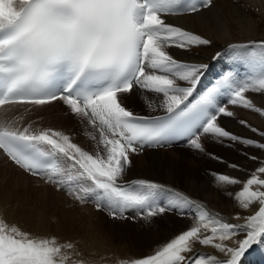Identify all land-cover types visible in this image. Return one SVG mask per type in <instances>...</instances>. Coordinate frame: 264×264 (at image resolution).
Returning <instances> with one entry per match:
<instances>
[{"label":"snow or ice","instance_id":"1","mask_svg":"<svg viewBox=\"0 0 264 264\" xmlns=\"http://www.w3.org/2000/svg\"><path fill=\"white\" fill-rule=\"evenodd\" d=\"M212 7L213 0H0V151L29 176L80 204L91 200L112 219H129L131 212L132 218L151 223L175 211L190 220L166 241L116 264H242L253 245L264 243V157L242 152L256 163L249 170L208 153L202 140L264 153V130L238 119L255 134L249 138L226 124L227 118L236 119L229 105L264 118V107L247 95L264 94V40L229 44L230 54L248 59L252 71L244 78L222 74L202 91L208 65L169 51L190 53L212 43L167 19ZM136 95L149 115L127 107V98ZM56 102L90 129L85 135L94 151L62 130L26 120L34 109ZM16 108L23 114L9 117ZM174 143L246 173L243 178L212 174L216 186L244 211L232 218L242 223L158 182L126 179L133 156ZM234 186L239 190L228 191ZM77 244L35 236L0 217V264H89L73 259L82 256Z\"/></svg>","mask_w":264,"mask_h":264},{"label":"bare ground","instance_id":"2","mask_svg":"<svg viewBox=\"0 0 264 264\" xmlns=\"http://www.w3.org/2000/svg\"><path fill=\"white\" fill-rule=\"evenodd\" d=\"M167 19L177 26L193 31L212 41L210 45L193 48L190 53H184L174 48L169 49L178 59L207 64L208 71L204 75L205 78H208L210 74L215 78L219 71L225 72V74L232 72L233 75L238 78H244L252 71L249 60L232 56L229 52L228 45L233 43L246 44L249 41L264 40V0H213V7L203 10L202 13L174 15ZM217 52L222 53L221 57L213 59ZM200 90L202 91L203 89ZM247 95L253 99V102L257 106L264 107V94L250 92L247 93ZM137 96L142 99V104H145L144 99L139 95ZM59 104V102H56L52 106L44 109H34L33 112L26 117V120H36L37 125H34V127H52L62 130L71 135L73 141L80 139L82 143L88 145V147L84 148L92 151L94 145L85 135V132L90 129H86L83 124L78 123L72 116L66 115L65 108H60L58 106ZM228 107L230 110L234 111L236 116V119L227 118L226 120L227 127L231 131L244 137L252 138L255 136L254 133L240 125L237 122L238 119H245L252 126L264 130V118L259 114L242 109L238 106L229 105ZM23 111L22 108H16L8 113V116H18L23 114ZM61 122L68 124H59ZM70 125H72L71 131L69 129L71 127ZM202 140L204 141V138H202ZM235 144L237 143H233L230 146L235 152H233L226 161L228 163H240L249 170L255 168L256 163L244 157L241 154L243 151L236 150ZM245 151L257 155L255 148H248ZM258 156L264 157V153ZM135 157H138L136 158L139 162L138 165L142 163L139 170L140 174L136 173L139 166L134 164L135 167L137 166L136 170L130 169L128 179H137L138 177L139 179H148L158 182L174 192L187 195L193 200L203 203L210 212L219 213L231 222L242 223V221H235L232 218L238 212L241 215H245L244 211L237 206L232 198L224 195L222 190L216 186L212 174L227 173L243 178L246 173L234 171L227 166H225L222 172L209 169L205 163L207 156L196 150L190 149L184 144L170 149H145L140 155L133 156L132 158L135 159ZM0 180L3 181V184L14 187L17 191L27 190L28 193H33L28 190L29 185L44 190H46L47 186H50L44 183V181L31 177L23 170L19 169L2 151H0ZM238 190L239 186L230 187L228 189V191L233 193ZM63 194L69 202L72 200L65 193ZM76 204L81 205L78 203ZM85 207H88V205H85ZM85 207L83 208L88 210ZM252 211H254V209H252ZM248 214L251 213L249 212ZM108 219L114 221L113 223L118 221L117 219H112L109 215ZM181 220L182 223L175 231H171L172 234L169 237L186 229L190 224V220L187 217H183ZM29 224L33 223L30 222ZM100 225L101 222L99 221L95 223V227L100 228ZM91 226H94V223H92ZM200 250L205 253L214 251L211 248H202ZM89 264L106 263L104 261L96 260L95 262V260H89ZM242 264H264V243L253 245L243 257Z\"/></svg>","mask_w":264,"mask_h":264},{"label":"rangeland","instance_id":"3","mask_svg":"<svg viewBox=\"0 0 264 264\" xmlns=\"http://www.w3.org/2000/svg\"><path fill=\"white\" fill-rule=\"evenodd\" d=\"M126 105L134 112L149 114L148 108L142 104V99L137 95L129 96ZM58 106L64 108L61 104ZM59 124L67 125L68 123L61 122ZM70 126L71 131L72 125ZM74 142L88 147L80 139ZM203 143L208 153L220 156L224 161L235 152L230 148L232 144L229 145L227 142L221 144L204 138ZM235 147L236 150L243 152L248 149L241 144H235ZM94 150L93 146L92 151ZM255 152L257 155L262 154L258 149H255ZM206 156L205 163L209 169H214L216 172L224 171L226 166L224 163L212 159L210 155ZM132 159L131 169L136 170L137 166L135 167L134 164L138 165L139 162L137 159ZM141 165L142 163L138 165L137 174H140ZM128 177L129 173L126 179ZM28 190L33 193H28L27 190L17 191L0 180L1 217L9 224L15 223L23 231L30 232L35 236H55L61 242L65 240L78 242L77 247L82 256H73L74 260L85 259L87 261L95 260V262L97 260L104 261L106 264H116L118 258L142 255L158 243L166 241L172 234L171 231H175L182 223L181 218H183L177 212L171 211L156 217L154 219L156 221L153 220L151 223H146L138 215L136 218L118 220L113 223L114 221L108 219V213L96 211L91 206L85 207L82 204L77 205L75 202H69L63 192H58L50 186L44 190L29 185ZM97 221L101 222V229L95 227ZM30 222L33 224H29ZM92 223L94 226H91Z\"/></svg>","mask_w":264,"mask_h":264}]
</instances>
